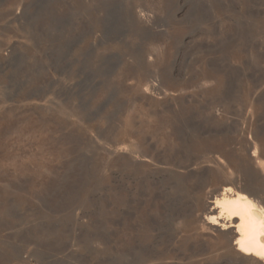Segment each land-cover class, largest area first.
Listing matches in <instances>:
<instances>
[{
	"label": "rangeland",
	"instance_id": "rangeland-1",
	"mask_svg": "<svg viewBox=\"0 0 264 264\" xmlns=\"http://www.w3.org/2000/svg\"><path fill=\"white\" fill-rule=\"evenodd\" d=\"M249 132L264 0H0V264H235Z\"/></svg>",
	"mask_w": 264,
	"mask_h": 264
},
{
	"label": "bare ground",
	"instance_id": "bare-ground-1",
	"mask_svg": "<svg viewBox=\"0 0 264 264\" xmlns=\"http://www.w3.org/2000/svg\"><path fill=\"white\" fill-rule=\"evenodd\" d=\"M236 145L264 173V135L241 134ZM258 181L253 190L225 188L207 204L206 224L223 236L235 264H264V177Z\"/></svg>",
	"mask_w": 264,
	"mask_h": 264
}]
</instances>
